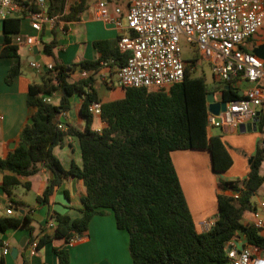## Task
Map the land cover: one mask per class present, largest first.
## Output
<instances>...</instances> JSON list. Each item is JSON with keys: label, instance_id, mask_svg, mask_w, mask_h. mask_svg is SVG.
Listing matches in <instances>:
<instances>
[{"label": "trees", "instance_id": "16d2710c", "mask_svg": "<svg viewBox=\"0 0 264 264\" xmlns=\"http://www.w3.org/2000/svg\"><path fill=\"white\" fill-rule=\"evenodd\" d=\"M30 5V0H16ZM33 9L37 6L30 5ZM86 9L85 0L69 5V0H48L46 10L51 17L65 22L78 21ZM23 17L3 20L4 45L2 58H19L16 38ZM53 34L56 32L53 30ZM118 41H95L99 54L95 60H83L78 65L65 66L58 62L48 70L39 84H31L26 103L33 110L32 124H26L17 147L0 159L3 174L2 189L12 196L16 187L30 190V182L21 178L38 175L43 168L51 177L37 203L48 204L55 191L69 177L83 182L85 194L81 198V217L54 212L53 233L37 240V250L53 239L70 242L75 236L87 233L96 215L111 211L116 226L129 235L132 264H229L226 244L237 238L242 245L264 249V236L244 219L254 209L253 198L264 184V107L260 113L258 133L261 135L247 176L244 179L219 178L217 215L206 232H198L179 181L171 153L182 150H205L211 156L213 171L220 174L233 165V159L220 136L210 135L207 128L209 104L207 95L220 93L226 102L243 98L242 89L214 86L208 88L203 76H195L194 68L200 55L196 52L187 61L184 80L169 91H149L145 88H124L122 99L104 102L96 82L107 67L117 70L124 64ZM56 37L43 42L44 51L52 55ZM244 51H251L248 46ZM77 67L88 78L71 80ZM114 73V72H113ZM21 74L20 63L14 64L6 75L10 84ZM80 98L79 115L85 121L78 128L64 121L61 115L73 108L72 98ZM58 97L55 104L52 99ZM50 98L51 102L46 99ZM101 103V120L106 124L100 132L92 129L93 115L89 106ZM64 124L66 130L59 125ZM68 137L78 141L82 165L75 163L65 169L54 155L55 147L65 144ZM231 193V194H228ZM15 207H25L12 201ZM34 219L26 215L18 218L0 217V235L14 228L32 232ZM0 247H3L0 239ZM60 264H70L68 251L55 248ZM0 264H5L4 260ZM21 264H30L24 257Z\"/></svg>", "mask_w": 264, "mask_h": 264}, {"label": "crops", "instance_id": "0c3cea01", "mask_svg": "<svg viewBox=\"0 0 264 264\" xmlns=\"http://www.w3.org/2000/svg\"><path fill=\"white\" fill-rule=\"evenodd\" d=\"M79 1L69 0V5ZM96 3L97 0L91 8L86 5V9L78 21L65 22L58 16H54L58 17L55 24L44 25L39 35L31 28L27 19L22 21L18 36L23 38L33 35L39 37V43L32 46L25 43L17 44L19 46L18 59L0 57V159L6 158L17 147L20 133L33 113L26 103L29 86L43 81V76L48 71L47 66L54 65L56 62L71 66L78 65L83 60H95L99 57L93 46L95 41L114 42L117 40L118 30L97 18ZM53 30L56 32L55 35ZM263 30L264 28L248 43L247 46L252 50L264 44ZM55 37L57 45L53 48L52 55H48L44 51L43 42L50 43ZM3 45V20L0 17V51ZM31 62L39 64L40 67L33 68L30 65ZM16 63H20L21 74L10 84H7L6 75ZM80 71L77 67V71L71 75V80L79 79ZM115 72L108 68L102 69L100 72L102 76L111 79V85L99 80L96 82L95 88L104 102L122 99L125 96V91L119 85ZM261 84L264 86V81ZM245 87V84L240 87L242 92ZM80 102V98L76 96L72 98L73 108L63 120L82 129L85 121L79 115ZM105 126L101 117L93 115V130H101ZM212 130H208L209 134L215 135ZM220 131L217 136L221 137L233 159V165L227 171L220 174L215 173L211 156L205 150H182L171 153L189 211L196 229L200 233L207 231L204 229L205 222L215 220L217 215L219 178L224 180L244 179L249 170V160L255 154L261 140L258 131L241 133L237 128H222ZM238 134H242V136H238ZM236 142L239 144L235 152L232 145ZM53 153L65 169H69L73 163L79 167L82 165L79 144L75 138L68 137L63 146L54 148ZM236 164H238L237 170H235ZM261 173L264 174L262 171ZM50 177V172L43 168L38 175L21 178V181L30 182V191L36 194L37 199L42 195ZM2 181L3 174L0 173V217H14L22 220L28 215L34 221L31 223V233L26 229L14 228L0 235L3 244V247H0V261L4 260L5 264H21L22 258L26 257L30 264H60L54 250L55 248H65L68 251L70 264H132L128 247L129 235L126 231L117 228L115 219L110 212L94 216L89 223L87 233L80 236L73 245L63 239H53L40 249H36L32 255L30 253L31 245L34 242L37 243V240L44 235L53 233L54 227H51L50 224L53 223L54 226L56 224L55 219L51 218L54 212L67 215L72 220L81 217V198L85 194L83 182L75 177H69L55 191L48 204H39L36 200V205L30 206L16 196L15 189L12 196H8L1 187ZM260 200H264V184L259 189L258 196L254 197L252 201L253 204H257ZM12 201L22 202L25 207L19 208L12 205L14 213L9 216L6 214V210L11 206ZM244 219L250 222V212L245 214ZM239 242L242 243L241 240ZM4 247L9 249L7 255L3 254ZM14 248L17 249L15 258L11 256Z\"/></svg>", "mask_w": 264, "mask_h": 264}, {"label": "built area", "instance_id": "2783aa9c", "mask_svg": "<svg viewBox=\"0 0 264 264\" xmlns=\"http://www.w3.org/2000/svg\"><path fill=\"white\" fill-rule=\"evenodd\" d=\"M97 0L96 15L103 23L118 30V49L124 56V64L118 68L119 85L124 88H145L149 91H169L181 83L188 65L183 59V45L192 46L210 63L216 86L246 85L243 98L226 102V110L218 115L208 109L207 128H237L253 120L264 107V60L251 51H244L252 38L264 28V0ZM47 0H30L33 9L16 0H0V17H23L39 35L44 25H54L58 17H51L46 10ZM32 46L39 43V37L18 36L16 44ZM33 68L40 65L31 62ZM54 65H48L52 70ZM103 69H107L104 67ZM101 72V71H100ZM80 78H88L86 71H80ZM99 73V80L111 85L109 77ZM217 102L224 101L220 93ZM51 102V99H46ZM94 116L101 115V103L89 106ZM66 113L61 117L66 118ZM258 126V124H257ZM66 130L64 124H60ZM98 132L101 130L98 129ZM250 224L264 236V200L253 204ZM13 206L6 214L13 215ZM215 220L205 222L208 230ZM54 227V224H50ZM80 236L70 240L73 245ZM37 243L31 245L34 255ZM9 249L3 248L7 255ZM229 264H264V249L245 245L237 238L226 244Z\"/></svg>", "mask_w": 264, "mask_h": 264}, {"label": "rangeland", "instance_id": "374dc122", "mask_svg": "<svg viewBox=\"0 0 264 264\" xmlns=\"http://www.w3.org/2000/svg\"><path fill=\"white\" fill-rule=\"evenodd\" d=\"M85 2H86V5L89 6V8L93 7V5L95 4V0H85ZM120 4L123 5V7H124L126 5V1L120 0ZM195 54H196V50L192 46L187 45V44L183 45L182 56L186 62L192 60V58L194 57ZM194 70H195L194 71L195 76H203L205 78V81H206L208 88L213 89L214 86L217 85L215 80H214L213 74H212L210 63L207 60H205L204 58H202L201 56L199 57V60L196 62ZM116 84H118V81H116ZM52 101L55 104H57L59 100L57 97H54L52 99ZM220 132H221L220 129H213L212 130V133L215 135H218ZM238 136H242V134H238ZM238 144L239 143L236 142V144L232 145L235 152L237 151L236 149L238 147ZM237 169H238V164H236V167H235V170H237ZM261 171L264 172V165L262 166ZM15 194L17 197H20L21 199H23L25 201V203H27L28 205H30V206L36 205V194L33 191L27 190L26 188H24L22 186H18L15 188ZM108 212H110V214H112L111 211H108ZM112 216H113V214H112ZM113 218H114V216H113Z\"/></svg>", "mask_w": 264, "mask_h": 264}, {"label": "water", "instance_id": "95a60500", "mask_svg": "<svg viewBox=\"0 0 264 264\" xmlns=\"http://www.w3.org/2000/svg\"><path fill=\"white\" fill-rule=\"evenodd\" d=\"M34 51H36V48H34ZM252 52L256 56H258L259 58L264 60V44L256 47ZM35 53H37V52H35ZM225 88L228 89V87H225ZM240 95L243 96V92H240ZM207 103L209 104V111L211 113L215 114V115H218L220 113V111H225L226 110V105H227L226 101L217 102L215 100V94L214 93H209L207 95ZM259 120H260V112H258L256 114V116L253 118V120L251 122L240 125L239 126V131L241 133L248 132V131H258L257 124L259 123ZM27 123L28 124H32L33 120L30 118L27 121ZM252 159L253 158H250L249 164H251ZM11 256L13 258H15L17 256V249L16 248H14L12 250Z\"/></svg>", "mask_w": 264, "mask_h": 264}]
</instances>
